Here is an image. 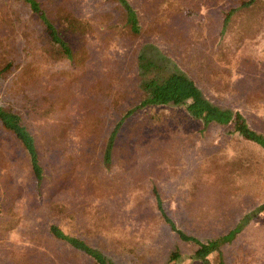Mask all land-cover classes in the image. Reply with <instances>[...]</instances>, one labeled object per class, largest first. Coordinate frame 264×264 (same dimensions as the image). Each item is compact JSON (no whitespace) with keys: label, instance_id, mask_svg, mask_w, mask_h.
<instances>
[{"label":"trees","instance_id":"16d2710c","mask_svg":"<svg viewBox=\"0 0 264 264\" xmlns=\"http://www.w3.org/2000/svg\"><path fill=\"white\" fill-rule=\"evenodd\" d=\"M16 1H21L28 12L27 17L32 19L38 30L30 27L24 29V34L27 33L24 50L34 59L26 61L17 73L23 86L19 91L27 101L20 108H14L12 103L0 104V128L11 137L14 152L27 160L31 176V186L27 187L31 208L40 209L41 213L43 210L49 211L55 218L44 223V232L37 227V222L42 220L41 215H34V221L29 224L23 221L26 228L17 234L22 232L21 235L32 242L31 248L13 253L14 255L3 253L0 264H50L57 251L67 262L72 260V264L84 263L86 260L89 264H116L100 248L89 244L78 234L77 229L81 231L79 220L86 227L87 224L99 226L102 225L105 214L103 207L97 203L90 202L88 205L86 198L76 199V190H87L96 196H108L113 195L115 189L122 184L129 190L131 217L145 215L144 225L133 228L139 239L149 236L153 231L151 224L154 220H159L190 246L191 253L188 254L182 252L178 245L174 246L163 264H183L186 258L200 264H225L222 246L234 240L253 217L264 212V167L260 163V157H264V154L261 152L262 155L257 157L254 149L258 147L264 152V130L253 126L242 110L222 106L207 97L196 81L182 71L173 57L157 42L152 41L150 36L161 37V40L177 45L175 50L181 49L182 55H188L191 59L195 54H188V51L192 49L194 42L188 39V33H181L179 30L190 12L189 6L199 10L201 4L205 5L206 17L211 16L213 9L222 13L219 42L224 43L226 27L236 15L243 18L245 13L256 14L252 30L261 28L263 18L259 11L264 9V0H234L233 6L222 10L213 7L212 0H101L104 11L99 12L98 18L78 14L62 1ZM11 19L0 7V25L11 24ZM185 25L193 28L192 25ZM13 27L14 25L10 32L0 36V78L14 66L13 58L8 55L15 47L6 41ZM201 28L199 19L195 21V29L198 31L195 37L200 35ZM115 35L130 39L131 42L136 41L132 58L135 74L129 79L130 84L124 82L118 88L117 85L114 86V82L107 83L105 92L111 96V108L107 117L97 112L101 105L95 113L78 117L76 133L79 136H91L94 143L101 139V155L97 161L95 155L91 156L92 153L85 151L73 158L71 163V155L65 154L64 145L70 121L68 120V124L63 122L68 114L65 115L62 111L71 100V95L64 94L65 89L68 88L70 79L79 76L76 73L83 70L90 56L89 37L109 43ZM196 39L193 37L192 40ZM251 51L252 54L248 53V57L253 60L251 66L264 65V52L258 53L253 47ZM195 57L202 58L200 55ZM123 79L128 80L125 77ZM36 85L43 89L34 92L32 98L24 87L34 90ZM258 99H264L259 91L247 95L249 103L264 107V101L259 102ZM108 108L107 105L104 106L105 111ZM178 109L181 114L198 121L201 130L215 125L223 127L227 135L226 142L234 150L230 157L221 159L218 164L212 158L207 159V162L202 161L196 172L184 178L185 187H188V191L193 190L188 193L187 198L198 199L203 190H207L205 202L215 207L219 202L242 192L251 196L252 201L248 200L249 204L242 209L232 225L214 235L200 236L185 231L167 212L164 207L165 199L155 183H152L150 196H146V191L140 189L145 182L139 181L146 178L148 181L151 178L149 175H156L160 169L161 165L154 156H159V148L164 142L162 132L166 131L168 138L174 140H178L182 134L176 125L178 121L175 111ZM105 127L104 135L99 137ZM58 138L61 140L59 153H63L65 158L62 160L66 165L59 175L48 178L44 171L43 156L48 151H53ZM162 153L168 156L167 162L171 164L174 158L170 155L175 154L176 150L166 147ZM55 157L58 159L61 156L57 153ZM138 158L143 160L139 161L137 167L135 161ZM77 162L81 163L80 177L75 175L74 163ZM114 166L115 171H110ZM144 166L146 172L141 170ZM17 190L7 183L3 189L0 188V193L6 196L11 194L8 196L16 198L21 196ZM257 192L260 197L255 196ZM89 196L91 195L88 194L87 197ZM23 197L20 199H24ZM20 206L21 203L18 206L15 204L13 210L16 211L11 212L10 208L5 210L0 205V217L10 212L11 216L14 215L20 210ZM195 210L198 220L207 223L220 221L218 213H201L198 206ZM90 211L93 212L92 215H89ZM19 215L22 219L26 218ZM19 215L1 218L0 232L3 235L14 233L17 224L21 223ZM122 241L119 237L115 240L119 252L135 251L134 248L123 245ZM56 245L61 249L56 250Z\"/></svg>","mask_w":264,"mask_h":264},{"label":"rangeland","instance_id":"374dc122","mask_svg":"<svg viewBox=\"0 0 264 264\" xmlns=\"http://www.w3.org/2000/svg\"><path fill=\"white\" fill-rule=\"evenodd\" d=\"M57 1L67 3L78 14L91 15L94 18H98L99 12L104 11V5L101 0ZM212 1L214 3L213 7H219L221 10L235 4L234 0ZM0 7L12 18L11 24L0 25V36L10 32L14 25L13 31L11 34L8 33L9 38L6 41L15 47L8 55L13 58L14 66L11 71L0 78V104L7 105L12 103L14 108H20V105L27 100L21 90L19 91V88L23 86L17 73L21 71L26 61L34 59L24 50L25 39L27 38V33L24 34V29L30 27L36 31L38 27H36L32 19L30 20L27 17L28 12L21 1L0 0ZM188 8L190 12L183 20L184 23L182 22L179 26V30L181 33H188V39L194 42L188 54L193 53L195 56L200 55L202 58L193 56L189 59L188 55H182L181 49L175 50L177 45L161 40V37L151 35V40L157 42L173 57L177 66L196 81L207 97L222 106L242 110L253 126L264 130V107L247 101V95L251 92L259 91V94L264 98V65L251 66L253 60L248 57V53L252 54V47L258 53L264 52V9L259 11L263 18L261 28L255 29L256 31L252 30V28L254 29V16L256 14L248 15V13L244 12L243 18H240L239 15L231 18L233 20L226 27L224 43H220L219 31L222 13L217 11V9H213L211 16L206 17L204 16L205 11H207L205 5L201 4L199 10L192 9L190 6ZM199 19L202 26L200 29L201 33L198 37H195L198 32L195 29V21ZM188 20L193 23L190 24ZM185 23L192 25L193 28L191 29ZM241 28L243 30H240ZM250 30L253 32H250ZM193 37L197 38L196 41L192 40ZM109 43H103L101 39L89 37L90 56L83 70L76 73L79 76L69 80L68 88L64 92L65 95H71V100H69L68 105L62 111L65 115L68 114V117L63 122L68 124V120L70 121L64 145L65 154L71 155V163L74 161L73 158H77L85 151L92 153L91 156L95 155L97 161L101 155V139H99V142L94 143L91 136H79L76 133L75 124L78 123V117L95 113V110L99 109L100 105L101 108L97 112L107 117L111 108V96L105 92L107 83L109 81L114 82V86L117 85L116 88H118L124 82H129L130 84L129 79L133 78L135 74V64L132 62V58L136 41L131 42L130 39L115 35ZM204 56L205 59L203 60ZM1 62L2 59L0 64ZM123 77L128 78V80H124ZM24 88L32 98L34 92L43 89L37 85L34 90L26 86ZM258 101L261 102L264 99H258ZM105 105L109 107L106 111L104 109ZM179 112V109L175 111L178 121L176 125L182 132L181 136L178 140H174L168 138L166 131L162 132L164 142L161 143L162 146L159 148V156L157 158L154 156V159H157V163L161 165L160 169L157 170L156 175L150 174L151 178L148 181L147 178L139 181L140 183L145 182L140 189L141 191H146L144 192L146 196H150L152 183H155L165 199L164 207L167 212L185 231L196 233L200 236L214 235L232 225L242 212V209H245L249 204L248 200H251V196L249 193L242 192L224 202H219L215 207L205 202L208 194L207 190H203L198 199L187 198L189 196L188 193L190 191L193 192V190L188 191V187H185L184 178L190 176L194 171L196 172L198 165L202 161L207 162V159L212 158V161L218 164L221 159L230 157L234 150L226 142L227 135L223 127L215 125L201 130L198 121L190 119ZM106 128H103V132L99 137L104 135ZM60 147L61 140L58 138L56 144L53 145V151H48L43 156L44 171L48 178L59 175L66 165L62 160L65 158L62 156L63 153H59ZM166 147L176 150L175 154L170 155L174 158L171 164L167 162L168 156L162 153ZM13 148L11 137L6 135L4 130L0 128V188L2 187L3 189L8 183L11 188L18 189L17 191H20L21 194V196L19 195V197L16 196L15 198L8 196L11 194L6 196L0 193V205L5 210L10 208L11 212L16 211L13 210L14 205L17 204L18 206L21 203L20 210L16 212L17 214L15 213L11 216L10 212V214L0 217V221L1 218H11L19 214L26 217L22 219L19 215L21 223L17 224L16 230L13 231L14 233H9L5 236L0 232V256L3 253L13 254L31 248L32 242L26 240L21 235L22 232L20 235L17 234L20 230L23 231L26 228L23 226V221L29 224L34 221V215H41L42 220L37 222V227L44 232V223L55 218L49 211L43 210L42 214L40 209L31 208V199L27 188L31 186V176L27 160L22 158L21 154L14 152ZM254 149H256V154H258L257 157H260L262 153L264 154L258 147ZM57 153L61 156L58 159L55 157ZM142 160V158L136 159L135 166L138 167L139 161ZM260 163L264 167L263 156L262 158L260 157ZM74 165L76 166L75 175L80 177V172L82 171L81 163L77 162ZM88 165H91V163ZM141 170L146 172L145 166ZM110 171L114 172L115 166ZM103 172L110 174L109 171L103 170ZM128 191L123 184L115 189L113 195L110 194L108 196H96L87 190H76L78 193L76 199L86 198L88 205H90V202L97 203L103 207L102 210L105 214V219H102V225L99 226L87 224V228L86 224L79 220L78 225L81 226V231L77 229L78 234L84 237L89 244L100 248L116 264H163L169 255V251L176 245L180 247L182 252L191 253L190 246L180 240L164 222L159 220H154L151 224L153 231L149 236L139 239L137 232L133 228L144 225L145 215L140 214L137 218L131 217L132 207ZM88 194L91 196L87 197ZM258 195L260 197L259 192L255 196L258 197ZM22 196H24V199H20ZM197 206L201 213H218L220 221L213 220L211 221L212 223H207L198 220L195 217V207ZM92 213H89V215H92ZM117 237L123 239V245L132 247L135 251L119 252L118 243L115 244ZM57 248L61 249L56 245L55 249L57 250ZM222 251L225 264H264V212L253 217L243 231L236 235L234 240L222 246ZM60 255L61 253L59 254V251H57V254L53 255L50 260V264H72V260L67 262L64 256L61 255L60 257ZM80 264L89 263L86 260ZM183 264L200 263L186 258Z\"/></svg>","mask_w":264,"mask_h":264}]
</instances>
